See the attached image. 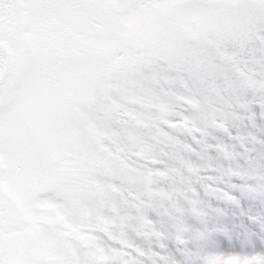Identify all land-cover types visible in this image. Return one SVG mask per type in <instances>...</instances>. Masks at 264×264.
Masks as SVG:
<instances>
[{
	"label": "snow or ice",
	"instance_id": "snow-or-ice-1",
	"mask_svg": "<svg viewBox=\"0 0 264 264\" xmlns=\"http://www.w3.org/2000/svg\"><path fill=\"white\" fill-rule=\"evenodd\" d=\"M0 264H264V0H0Z\"/></svg>",
	"mask_w": 264,
	"mask_h": 264
}]
</instances>
